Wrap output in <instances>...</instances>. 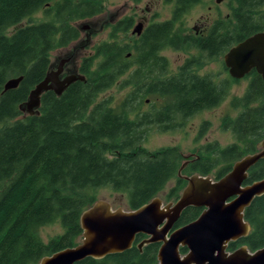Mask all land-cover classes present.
<instances>
[{
  "label": "trees",
  "instance_id": "1",
  "mask_svg": "<svg viewBox=\"0 0 264 264\" xmlns=\"http://www.w3.org/2000/svg\"><path fill=\"white\" fill-rule=\"evenodd\" d=\"M100 1L0 0V264H35L44 256L75 246L81 238L79 216L96 201L99 189L126 194L131 210L156 197L177 176L182 156L175 148L146 154L141 144L150 127L162 132L180 127L193 115L220 105L230 83L235 82L196 74L203 63L218 59L228 47L217 49L207 40L191 45L204 55L203 63L189 66L183 78L163 79L166 64L159 52L170 41L176 12L173 20L149 26L138 52L141 58H154L160 65L161 77L152 95L161 102L153 104L150 112L129 118L143 105V96L150 94L135 88L133 72L128 78L134 90L117 108L110 99L97 101L127 69L119 62L127 48L115 41L97 47L104 61L84 73L85 82L70 85L60 96L43 93L35 114L22 117L20 107L44 79L49 53L77 39L74 24L100 14ZM193 1L180 2L179 6ZM238 4L239 39L264 30V14L259 12L264 0H239ZM38 13L39 20L35 18ZM23 21L26 24L21 25ZM226 26L229 30L230 23ZM10 28L14 29L7 34ZM133 49L136 59L137 49ZM19 76L23 79L18 87L3 92L4 84ZM230 105L240 111L233 118L225 117L222 126L235 142L224 148L217 143L204 146L197 153L198 160L186 167L189 175H209L218 168L215 176H223L264 137V83L256 73L244 94L232 99ZM263 178L264 159L251 170L248 183ZM176 184L168 198L178 194L185 182L177 176ZM201 211L184 210L175 228L194 221ZM244 218L250 233L230 243V251L241 245L251 251L264 246V195L251 202ZM52 224H58L62 233L45 243L39 229ZM140 239L138 236L136 241ZM158 247L148 244L139 251L133 246L120 254L100 260L86 258L75 264H156Z\"/></svg>",
  "mask_w": 264,
  "mask_h": 264
},
{
  "label": "water",
  "instance_id": "2",
  "mask_svg": "<svg viewBox=\"0 0 264 264\" xmlns=\"http://www.w3.org/2000/svg\"><path fill=\"white\" fill-rule=\"evenodd\" d=\"M138 30L139 27L135 28L133 33ZM223 62L232 79H242L255 70L264 83V32L230 48ZM48 76L29 92L27 101L20 107L22 112L35 114L43 93L52 91L60 96L71 82L84 80L78 75L59 83ZM22 79L19 76L8 80L3 92L17 88ZM257 150L239 158L217 180L197 173L181 177L186 185L174 202L163 204L154 197L137 209L125 211L96 200L79 216L80 241L42 257L35 264H75L86 258L100 260L129 250L138 235L145 237L136 245L139 250L148 244H159L156 264H264V246L255 251L245 245L233 251L228 248L230 243L249 235L251 227L244 219V211L256 197L264 195V178L243 185L249 169L264 158V137L258 142ZM185 165L186 162L178 169L179 177ZM188 208L202 211L194 221L174 228Z\"/></svg>",
  "mask_w": 264,
  "mask_h": 264
},
{
  "label": "flooded vegetation",
  "instance_id": "3",
  "mask_svg": "<svg viewBox=\"0 0 264 264\" xmlns=\"http://www.w3.org/2000/svg\"><path fill=\"white\" fill-rule=\"evenodd\" d=\"M140 1L142 0H138L137 2L136 1L134 2L138 3ZM195 1H193L192 4H188L186 6L185 4L182 6H179L180 2L189 3V0H154L153 2L150 1L145 4L142 10H139V12H134V15L132 16H123V17L119 16L118 17L119 19L118 18L115 19L114 16H110L109 20L106 21L104 27L102 28L101 27L98 28V15L99 14L89 18L88 19L89 24L80 26L78 28V37L75 41L71 42L66 47L56 49L58 51L57 56L53 60L49 59V66L45 74V77L49 75L48 77L50 80L52 81L55 80L59 83L65 81L66 79L72 76L82 75L84 77L83 81L76 80V81L71 82L66 87V89L70 85H73L76 82H85L86 76L84 73L93 71L94 63L98 65L100 62L104 61V58L100 55L99 51L97 50V47L99 46L98 42H93V40H95L97 38L96 36L105 28V31H109L108 34H109V37L111 36V42H103L102 44H111L118 35L119 38H118V41H116L118 42V45H121L123 49L124 47L127 48V51L123 53V55L120 57L121 59L119 60L120 64H123L127 67L124 74L131 75V73L133 72V75H134L133 80L137 83L135 88H138L143 93H150L149 95H152V93L154 92L153 88L156 87V82L161 77V75L158 73V67L160 65L158 61L155 60L154 58H149L148 56L141 58L139 56L140 53L138 52L139 51L141 52V48L143 45L142 41L147 38L146 33L147 31H149V26L155 23H159V22H154V17L157 15L156 5L159 4V2H163L171 8V14L168 20H165L162 22L173 20L174 14L176 12H177L176 15L178 16L177 19L173 22L171 33L169 36L170 41L168 42L167 47L159 52V56H161L164 59V62L166 64V67L163 71L165 74L163 79L183 78L182 76L188 72L189 66L191 65L194 66L195 64L203 63L204 55L198 54L197 49L193 48V46L191 45H194L195 43H199V41H205V40H207L208 45L212 47L216 44L218 46L217 49H219L221 46H224V47L228 46L227 49H225L226 51L219 58H221L222 60L223 69L227 75V78H231L229 76L228 70L224 66V62H223L224 55L227 53V51L230 48L236 46L238 43L244 41L245 39H247L248 37L256 33L264 32V30L257 31L255 33L250 34L249 36H245L239 39L238 26H237V23H238L237 9L239 5L238 4L239 0H228L227 6H229V11L227 14H225L224 17H221L219 14V15H215L212 18L204 17L198 20L195 19L194 21H192V24L190 26H186L184 17L186 16V14L188 13L191 7L197 5L200 2V0H195ZM214 2L220 5L224 3L225 0H219V1L214 0ZM211 9L212 7L209 6L208 10H211ZM228 23H230L229 30H228V27L226 26ZM124 24H126V26L121 28L122 25ZM74 25H76V23ZM215 25L217 27H215ZM138 27H139V30L133 33V30ZM213 28L215 30H213ZM83 35L85 39V44H82L84 39L83 40L80 39L81 37H83ZM133 47H135V50L137 49L136 52L138 53V56L136 59H134L133 57L135 56V51ZM165 51L174 52L178 56L180 55H183V56H181L178 60H176V63L175 62L170 63L166 57L161 55V53ZM105 61L106 63H109V58H107ZM254 73H256L255 70H251L243 78H248L250 82L252 78V74ZM196 74L199 75L197 72ZM227 78H224V79H227ZM259 78L261 79L260 76ZM232 80H235V79H232ZM235 81H238V80H235ZM48 92H52V91H48ZM144 102L147 103L146 100H144ZM151 110L152 109L150 108V110H148L147 112H150ZM257 144L255 145V148L252 153H255L258 151ZM198 158L199 157L197 156V154L195 155L189 154V155L184 156V162H186L185 167L188 166L190 163L194 162L195 160H198ZM255 166L249 169L248 179L243 183V185H248L254 182L252 181L248 183V180L251 174V170ZM230 169L227 172H229ZM177 176H178V170H177ZM178 178L184 181L181 177L178 176ZM219 178L215 176L213 179L217 180ZM184 182H185L184 184L185 186L186 181ZM184 186L181 188V190L184 188ZM178 196L179 195H177V198ZM177 198H175V200ZM138 236H141V239L137 242L136 238ZM138 236H136L135 241L133 243V246L135 247L139 242H141L145 238L142 235H138ZM136 249L138 248L136 247Z\"/></svg>",
  "mask_w": 264,
  "mask_h": 264
},
{
  "label": "rangeland",
  "instance_id": "4",
  "mask_svg": "<svg viewBox=\"0 0 264 264\" xmlns=\"http://www.w3.org/2000/svg\"><path fill=\"white\" fill-rule=\"evenodd\" d=\"M150 1L153 2L154 0H142L138 3L134 2L133 0H101L100 4L102 5V12L98 15V28L104 27L110 16H114L115 19H117L119 16H132L134 15V12H139V10H142L145 4ZM227 2L228 0H225L224 3L218 5L214 2V0H200L197 5L189 9L188 13L184 17L186 26H190L192 21L195 19L198 20L204 17L212 18L219 14L221 17H224L229 11ZM209 6L212 7L211 10H208ZM156 12L157 15L154 17V22H162L170 18L171 8L163 2H159V4L156 5ZM259 12L264 14V5L259 9ZM35 18L37 20L41 19V14L38 13L35 15ZM261 23L264 25V20ZM24 24H26V21H23L21 25ZM86 24H89L88 19L77 21L75 26L78 29L80 26ZM13 29L14 28H10L6 33L9 34ZM108 33L109 31H105L104 28L96 36L97 38L93 40V42H98L99 45L103 42H111V36L109 37ZM118 38L119 37L117 35L113 42L118 41ZM80 39L83 40L84 35ZM82 44H85V39L83 40ZM57 53L58 51L56 49L51 51L49 53V59L53 60L57 56ZM161 55L166 57L170 63H176V60L183 56H178L174 52L170 51L162 52ZM96 65L97 64L94 63V69L96 68ZM196 72L200 76L210 75L218 81L227 78V75L223 69L221 58L209 61L207 63L205 62V64L203 63V65L197 69ZM128 75L129 74H124L111 88L100 93L97 97V101L102 99H110L111 105L114 108H117L122 103L124 98H126L127 95L134 90V86L131 84L132 82L128 78ZM248 84V78H243L230 83L228 95L220 105L213 109L206 111L204 110L193 115L192 117L188 118L183 123V125L177 127L174 130L162 132L156 126L150 127L146 138L141 144V149L144 150L146 154L152 155L160 149L175 148L181 153V164H179L182 165L184 162V156L187 154L195 155L197 153L199 154V152L201 153L202 148L207 144L217 143L221 148L232 145L235 142L234 137L229 130L223 129V119L225 117L233 118L238 114L240 110L233 109L230 105V102L232 99L240 98L244 94ZM144 100H146L147 103H145ZM160 102L161 101L156 99L155 96L145 94V96H143V105H140L137 108L139 110L135 111V114L129 116V118L134 119V116L139 115L142 112H147L150 110L153 104H159ZM24 115H27L26 112H23L22 117ZM109 156L111 155L109 154ZM186 167L182 169L180 177L189 175ZM216 170L210 174L212 178L215 177ZM176 182L177 176L175 175L167 182L164 189L156 195V197H158L163 204L167 202H173L175 197L179 195L178 193L175 194L173 198H168L170 191L177 187ZM96 200L108 202L111 204L113 209L121 208L125 211L129 210L126 194L113 192L109 188L99 189L96 194ZM60 233H62V230L58 224L44 226L39 229V237L45 243ZM79 241L80 239L77 240V242Z\"/></svg>",
  "mask_w": 264,
  "mask_h": 264
}]
</instances>
